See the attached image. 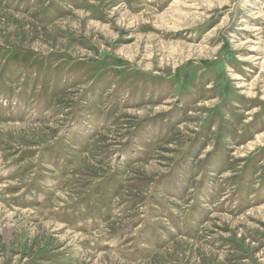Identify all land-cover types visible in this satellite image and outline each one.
I'll list each match as a JSON object with an SVG mask.
<instances>
[{"label":"rangeland","instance_id":"rangeland-1","mask_svg":"<svg viewBox=\"0 0 264 264\" xmlns=\"http://www.w3.org/2000/svg\"><path fill=\"white\" fill-rule=\"evenodd\" d=\"M0 264H264V0H0Z\"/></svg>","mask_w":264,"mask_h":264}]
</instances>
